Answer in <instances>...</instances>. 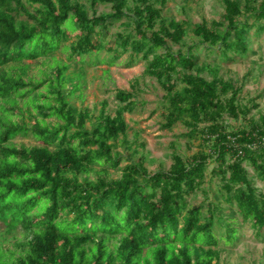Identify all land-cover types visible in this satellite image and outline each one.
<instances>
[{
    "label": "trees",
    "instance_id": "trees-1",
    "mask_svg": "<svg viewBox=\"0 0 264 264\" xmlns=\"http://www.w3.org/2000/svg\"><path fill=\"white\" fill-rule=\"evenodd\" d=\"M168 2L0 0V264H214L240 225L264 234V191L254 178L264 181L261 94L245 100L243 84L221 75L264 34V0H222L220 20L193 28L165 17ZM59 51L69 62L55 58ZM51 58L53 71L32 73ZM121 60L145 62L144 75L164 91L162 128L184 125L190 143L201 140L198 152L174 153L169 169L150 171L144 158L116 150L121 136L128 143L125 113L146 101L117 89L114 115L108 101L97 115L72 102L86 65ZM72 62L79 70L68 73ZM211 164L221 197L193 200Z\"/></svg>",
    "mask_w": 264,
    "mask_h": 264
},
{
    "label": "rangeland",
    "instance_id": "rangeland-1",
    "mask_svg": "<svg viewBox=\"0 0 264 264\" xmlns=\"http://www.w3.org/2000/svg\"><path fill=\"white\" fill-rule=\"evenodd\" d=\"M110 10L111 7L108 5L100 6L101 12ZM223 12L222 0H193L190 3L185 2V0H169L163 9V14L168 19H188L189 28H193L194 24L204 20L209 22L220 20ZM115 29H122V26L118 25L114 27ZM192 38L191 32L187 42L191 43ZM177 48H179L178 45L174 46V49ZM251 49L252 51L245 56H237L235 60L224 62L221 75L226 79H234L237 83L243 84L242 97L245 100L261 94L259 101L261 109L264 110V34L261 37H253ZM55 56L56 59L68 61L66 51H59ZM48 61V64L43 63L34 68L32 73L40 75V70L47 68L50 72L53 71L56 65L52 68L48 65L55 63V61L52 58ZM205 61H209L207 56L205 54L199 55V62ZM76 70H79V64L72 62L68 73ZM144 71V61L132 67L127 66L125 60H121L113 66L107 64L86 65L83 88L72 98V102L76 106L88 109L92 114L97 115L100 113L104 101H108L106 110L114 115L119 105L115 96L116 90L134 91L136 98L141 102L146 101V103L141 104L132 113H125V119L128 124V143H131L134 149L138 148L139 153L134 156L128 148V143L122 141V136L117 141L116 150L125 157H132L136 160L144 158L150 171L160 168L169 169L173 163L174 153L189 157L201 149V140L195 139L190 143L189 139L183 135L188 129L182 124L172 130L162 128L163 119L159 101L163 98L164 91L157 80L144 75ZM206 75L211 77L209 73ZM136 79H139V84H136ZM21 105H24V100H21ZM29 108L33 113H38L32 105H29ZM253 112L256 114L257 109H253ZM25 114L28 116L26 106ZM49 120L54 121L53 118H49ZM231 123L239 124L238 122ZM136 133L139 134L138 143L135 142ZM25 141L30 144L36 142L33 138ZM140 143H145L146 147L140 146ZM126 163L127 160L121 165L124 166ZM213 166L211 164L209 167V175L203 190H200L192 198L193 200L204 202L208 198L218 200L221 197L219 180L213 178L210 173ZM111 172L115 178L121 175L120 171L112 170ZM254 178L259 191H264V181L257 176ZM224 214L226 216L232 215L230 210H226ZM240 228L239 239L235 244H221V257L214 264H264V234L262 236L256 235L250 224L240 225ZM11 236L6 243L7 248H15L14 241L23 238L21 234H17V237Z\"/></svg>",
    "mask_w": 264,
    "mask_h": 264
}]
</instances>
